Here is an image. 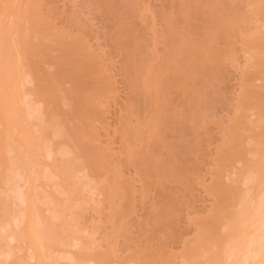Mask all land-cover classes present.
<instances>
[{"label":"rangeland","instance_id":"rangeland-1","mask_svg":"<svg viewBox=\"0 0 264 264\" xmlns=\"http://www.w3.org/2000/svg\"><path fill=\"white\" fill-rule=\"evenodd\" d=\"M263 228L264 0H0V264H264Z\"/></svg>","mask_w":264,"mask_h":264},{"label":"bare ground","instance_id":"bare-ground-1","mask_svg":"<svg viewBox=\"0 0 264 264\" xmlns=\"http://www.w3.org/2000/svg\"><path fill=\"white\" fill-rule=\"evenodd\" d=\"M15 163H16V161H15ZM30 188V187H29ZM261 214V213H260ZM252 216V215H251ZM250 221V220H249ZM259 222V221H258ZM263 225V224H262ZM264 229V228H263ZM262 236V235H261ZM263 236H264V234H263ZM260 237V236H259ZM257 239V238H256ZM260 239V238H259ZM235 246V245H234ZM251 249V248H250ZM257 249V248H256ZM256 251V250H255ZM240 252V251H239ZM240 254V253H239ZM255 254V253H254ZM253 254V255H254ZM231 255V254H230ZM233 256V255H232ZM238 256V255H237ZM257 257V256H256ZM229 258V257H228ZM244 258V257H243ZM253 258V257H252ZM233 259V258H232ZM228 261V260H227Z\"/></svg>","mask_w":264,"mask_h":264}]
</instances>
